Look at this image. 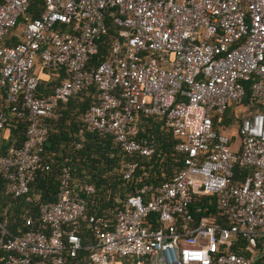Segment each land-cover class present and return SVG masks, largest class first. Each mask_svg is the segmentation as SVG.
Masks as SVG:
<instances>
[{"label": "built area", "instance_id": "2783aa9c", "mask_svg": "<svg viewBox=\"0 0 264 264\" xmlns=\"http://www.w3.org/2000/svg\"><path fill=\"white\" fill-rule=\"evenodd\" d=\"M32 1L0 0V130L12 117L28 121L23 146L7 154L0 146L7 190L26 194L36 172L49 169L42 156L48 119L93 83L99 100L86 112L84 127L110 133L131 156L125 179L133 177L138 156L155 150L154 139L139 137V114L164 117L186 156L172 179L130 195L116 217L89 213L85 194L95 187L81 185L76 193L65 167L57 200L40 205L49 230L7 239L3 232L0 258L62 264L65 251L75 257L83 248L77 229L87 221L96 236L91 264H264V0H43L41 14L21 27L23 39L1 44ZM112 9L121 29L111 55L89 69ZM37 65L68 77L39 95ZM253 76L243 104L244 81ZM231 103L244 110L240 152L217 128ZM236 164L251 169L241 181ZM196 195H217L227 224L196 216Z\"/></svg>", "mask_w": 264, "mask_h": 264}, {"label": "trees", "instance_id": "16d2710c", "mask_svg": "<svg viewBox=\"0 0 264 264\" xmlns=\"http://www.w3.org/2000/svg\"><path fill=\"white\" fill-rule=\"evenodd\" d=\"M43 8V0L32 1L1 44L19 43L23 39V34L15 33L14 30L21 28L28 16H39ZM112 11L113 9L105 13L108 31L98 40V52L91 56L88 62L89 69L96 68L111 55L112 43L121 29V26L114 22ZM50 70L56 75L49 80H39L37 90L39 95L52 93L68 77L65 70ZM254 81L255 76L244 81L246 96L243 104L248 101ZM98 95V84L93 83L72 95L68 101L61 102L56 109V115L48 119V134L42 156L49 164V169H39L36 172L30 182L28 193L16 196L9 192L7 178L0 172V235L5 232L3 235L5 239L22 235L29 229L49 230L41 220L40 205L42 202L57 200L65 167L71 170V183L76 193H80L81 185L91 184L95 187L94 192L85 194L89 213L116 217L130 195L139 193L145 186L155 191L156 187L172 179L184 166L186 155L177 149L178 140L167 126L165 118L139 114V137L154 139L155 150L150 156H138L136 159L138 167L133 177L125 179L124 165L131 160V156L114 142L110 133L91 131L84 127L83 118L90 107L98 102ZM243 116L244 113L240 112L238 104L231 103L223 121L217 126L219 131L230 135V145L238 152L241 151L244 139L241 132ZM27 130L26 117H12L0 130L2 153L7 154L11 148L23 146L27 139ZM118 167H121L120 175L116 171ZM250 172V168L239 164L234 167L235 179L239 181ZM117 195L122 198L120 202L116 199ZM37 196L40 197V202L36 201ZM191 208L198 217L206 214L215 222L227 224L222 211L217 207V195H196ZM29 219L32 221L30 225L27 222ZM77 230L82 238L83 248L75 257L65 251L62 264H91V254L94 251L92 246L96 242L94 228L87 221H82ZM4 249L2 255L8 254ZM133 262L131 259L124 260V264ZM0 264H6L5 260L0 258ZM256 264H261V260Z\"/></svg>", "mask_w": 264, "mask_h": 264}, {"label": "crops", "instance_id": "0c3cea01", "mask_svg": "<svg viewBox=\"0 0 264 264\" xmlns=\"http://www.w3.org/2000/svg\"><path fill=\"white\" fill-rule=\"evenodd\" d=\"M36 73L38 74L40 79H45V80H49L51 79L53 76H55L56 74L50 70V69H41L40 65H37L36 67ZM8 135V133H6V136Z\"/></svg>", "mask_w": 264, "mask_h": 264}, {"label": "rangeland", "instance_id": "374dc122", "mask_svg": "<svg viewBox=\"0 0 264 264\" xmlns=\"http://www.w3.org/2000/svg\"><path fill=\"white\" fill-rule=\"evenodd\" d=\"M14 32H15V33H21V28H17L16 30H14ZM245 111L247 112V110H245ZM240 112H244V110H240ZM232 132H233V131H232ZM232 132H231V133H232ZM6 133H8V132L6 131ZM3 134H4V133H3ZM116 171L119 173L118 175H120V173H121V167H118ZM116 199H117L118 202H120V201L122 200V198H120L119 195L116 196ZM37 200L40 202V197H39V196L36 197V201H37Z\"/></svg>", "mask_w": 264, "mask_h": 264}]
</instances>
